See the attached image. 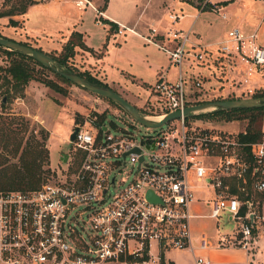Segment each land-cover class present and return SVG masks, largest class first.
I'll list each match as a JSON object with an SVG mask.
<instances>
[{"label":"built area","instance_id":"built-area-1","mask_svg":"<svg viewBox=\"0 0 264 264\" xmlns=\"http://www.w3.org/2000/svg\"><path fill=\"white\" fill-rule=\"evenodd\" d=\"M68 1L78 11L93 4V0ZM198 3L227 17L219 1ZM181 17L168 8L162 32L151 24L141 34L162 47L169 63L178 68L174 80L161 72L150 85L146 108L152 119L192 104L182 66L188 58L200 61L212 52L210 46L190 43L189 31L177 26ZM94 20L104 21L100 6L94 9ZM115 29L118 34L135 31L120 23ZM158 34L162 41L156 39ZM212 45L227 64L239 67L236 74L246 83L242 91L253 93L254 86L247 82L264 66V34L259 26L244 30L233 25ZM112 113L136 126L132 116L134 120L119 110ZM186 115L159 125L158 130L147 126L141 134L111 121L113 132L105 118L94 124L77 123L69 141L79 161L69 175L34 189L0 190V264H160L166 248H193L190 205L196 190L204 192L210 217L226 212L238 222L237 237L223 236L217 245L251 252L253 222L262 218L256 208L264 203V131L260 140L242 142L236 134L188 125ZM125 166H129L127 182L118 183L117 175ZM149 191L155 200L148 197ZM197 241L200 247L209 244L203 235ZM152 242L156 255L150 254Z\"/></svg>","mask_w":264,"mask_h":264},{"label":"rangeland","instance_id":"rangeland-1","mask_svg":"<svg viewBox=\"0 0 264 264\" xmlns=\"http://www.w3.org/2000/svg\"><path fill=\"white\" fill-rule=\"evenodd\" d=\"M188 1H192L200 7L198 3L200 0H181L184 4L188 3ZM213 1H219L223 6L231 1L236 2L237 0ZM94 3L99 6L98 0H94ZM20 4L19 0H0V33L2 36L11 37L15 40L23 41L32 46H36L31 40L23 39L24 31L21 29L20 24V19H22L23 13L20 12ZM166 5L167 4H164L160 7V12L165 13L168 10V7L165 8ZM100 7L103 8V10L106 9V6L103 4ZM109 9L120 19H115V21H120L121 23H132L131 20H134L138 14L141 13L139 21L143 26H146L149 21H151L152 15H154L156 0H138L136 7L129 11L123 10V6L120 5L117 0H113ZM179 9L180 8L178 7L175 11H178ZM8 11L19 12L21 17L18 18L15 14H7ZM79 13L80 14L77 13V19H75L78 22L75 26L76 28L83 27L94 34H97V32L102 29L100 24L95 22L91 8L83 9L79 11ZM9 16L18 22L17 25L9 22ZM73 16H75V13ZM215 16L216 17H214L212 22L214 26L212 25L213 29L211 34L212 32H221L225 22L224 20L226 19H222V17L216 12ZM61 18L63 19L62 22H64V20H68L65 17ZM52 20L53 17L51 16V12L42 10L39 4H36L28 10L27 26L32 31L36 29L35 31L42 32L45 31V28L50 29L53 25ZM187 21H189V17H185L180 23L183 24ZM115 23L118 24L119 22ZM161 23L165 24L164 19H162ZM261 29V33L264 34L263 25ZM189 45H192L193 48L197 49V47L193 44H187V46ZM206 46H210L209 48H211L212 52L204 54V58L200 61L188 58L182 66L186 79V91L189 103H198L222 98L252 97L253 94L264 91V66L257 68V71L254 73L255 75L253 74L251 80L247 82V85L254 86L255 91L253 93L242 91L245 89L246 83L241 80L242 77L240 75L236 74L239 71V67H232L230 63V65L227 64L225 58H222L220 54L215 52V48L213 49L211 45ZM61 49H50L44 51L50 55H57ZM15 57V54L7 53L5 49L0 47V142L3 144L5 140L4 132L6 131L4 128L17 130L16 139L20 138L22 140V144H25L26 141H43L44 147L48 150V162L43 161L42 163V184L59 182V180L66 177L65 173H68L69 175V173L76 167V164L79 161V154L78 152L75 153L73 151L72 144L69 141V134L77 123H84L85 121H89L91 124L99 123L102 122V120H100V116L104 115V124L113 132L116 131V128L113 126L111 121L115 122L119 127L129 126L135 131H138L140 134L146 130V125L134 120L130 114H128L115 102L110 101L102 95L91 92L74 82L63 81L62 79L55 77L49 69L43 68V66L31 60H27V62L28 65L33 68L32 71L40 76L53 78L61 86L62 92L54 90L37 79L29 80L24 88L19 91L10 89V83L8 82L10 76L5 71V68L11 63V58ZM76 58L79 59L78 57H74V54L69 57V64H72V66H75L80 70L87 69L84 68V64H81V62ZM207 64L209 65L207 66ZM59 67L66 69L62 65H59ZM174 67L170 71V75L172 74L171 77H173V80L176 77L173 73V71H175ZM206 67L209 68V70H206ZM87 70L92 74L94 73L90 69ZM196 81L200 82L199 86L195 84ZM6 88H9L8 95L4 93ZM135 89L137 90V86ZM137 95H139L138 100H136L138 102L128 100L135 104L142 114L151 115L146 108L147 97H143V92ZM2 98H5V101H3ZM215 108L216 107H212L189 113L186 118L187 124H197L198 128L221 130L230 134H237L239 130L244 128L247 118L225 120L220 117L206 116L202 114L203 112L211 111ZM113 110H119L123 116L128 115L129 118L134 120L132 123L135 122L136 126H131L129 124L130 119L126 121L124 117H118L113 114ZM41 127H43L46 131H41ZM152 129L158 130L159 126H155L154 128L152 127ZM262 129L264 131V115ZM44 132H47L46 138H43ZM10 148L11 143L8 145V149L1 150L0 148V152H3L4 155L8 157V159H6L7 161H5L2 165L18 161L19 153L12 155ZM61 152H67L69 155L71 154V159L66 163L62 162L59 158ZM66 167H68V170H66ZM128 173L129 166L123 167L117 175V182L120 183L124 180L126 183ZM86 230L87 228L84 227L82 233L85 234ZM150 250V254L156 255L158 253L156 243L152 242ZM104 264L123 263L108 262ZM130 264H134V262H130Z\"/></svg>","mask_w":264,"mask_h":264},{"label":"crops","instance_id":"crops-1","mask_svg":"<svg viewBox=\"0 0 264 264\" xmlns=\"http://www.w3.org/2000/svg\"><path fill=\"white\" fill-rule=\"evenodd\" d=\"M137 1L117 0L123 6V10L126 11L133 10ZM112 2L113 0H98L99 6L102 4L106 6V9L103 10L106 21L97 23L102 29L94 34L83 27H75L78 23L75 20L77 19L76 15L81 12L79 13L78 10L72 8L68 0H35V3L27 6L22 19H20L21 29L24 31L23 39L31 40L42 50H60L72 30L80 31L90 50L75 46L74 57H78L80 60L76 59L84 64V68L92 70L93 75L107 82L108 86L121 93L125 98L138 102L136 101L139 96L137 94L143 92V97L146 98L149 94L150 85L161 72L165 74L167 79L173 80L170 71L175 65L169 63L167 52L156 43L145 41L141 35L147 32L151 24L158 26L160 32L163 31L165 24L161 22L164 12H160V7L164 4H167L165 8L171 7L174 10L180 8L177 12L182 14V17L178 20L177 26L188 30L191 42L195 44L213 46L212 44L222 38L233 25H239L244 30H251L256 26L262 30V25L264 26V0H237L223 5L227 17L224 20L222 31L212 32V34L215 12L206 7H199L192 1L184 4L181 0H156V9L151 21L147 24L148 27L140 23L141 13L134 20H131L132 23L115 21V19H120L109 9ZM36 4H39L42 10L51 12L53 25L50 29L45 28V31L42 32L35 31L36 29L32 31L27 26L28 10ZM99 6L93 0V4L86 8H91L94 15L95 7ZM74 13L75 16H73ZM15 15L18 18L21 17L19 13ZM61 17L68 20L62 22ZM185 17H189V21L180 23ZM111 22L133 26L135 31L127 30L126 34H118L115 27L111 26ZM162 38L163 36L160 34L156 36L158 41H162ZM174 68L175 76L178 68L177 66ZM206 70L209 68L206 67ZM136 86L137 90L135 89ZM204 195V192L196 190L195 199L190 205V211L194 215L190 221L193 248H166L162 253L164 263L197 264V259L203 258L208 260L207 263L203 264H264V203L256 208V212L262 218L253 222V243L251 252H247L246 249L239 246L217 245L223 236L230 239L237 237L238 222L226 212H222L217 218L210 217V208L204 201ZM200 235L206 236L208 239L207 247L199 246L197 238Z\"/></svg>","mask_w":264,"mask_h":264},{"label":"trees","instance_id":"trees-1","mask_svg":"<svg viewBox=\"0 0 264 264\" xmlns=\"http://www.w3.org/2000/svg\"><path fill=\"white\" fill-rule=\"evenodd\" d=\"M106 1V0H105ZM21 3L20 12H24L28 5L35 2V0H19ZM209 8V6H204V8ZM210 9V8H209ZM16 14L19 12L8 11L7 14ZM106 21V19H104ZM9 22L14 25H17L18 22L13 20L9 16ZM112 27H117L115 22H111ZM0 35H2L0 33ZM11 38V37H10ZM23 42V41H20ZM28 44L26 42H23ZM30 45V44H29ZM75 46H80L85 49H89L83 40L82 33L78 30H72L68 39L62 44V49L57 55H51L54 60L64 66L68 70H75L80 75L85 77L87 80L101 84L104 86H108L107 82L102 81L95 75H93L87 69L80 70L72 64H69L68 59L75 53ZM1 48L5 49L7 53L15 54V58H11V63L6 66L5 71L10 76L9 83L10 89L14 91H19L24 88V86L31 79H37L44 83L45 85L53 88L56 91L62 92L61 86L53 79L46 78L35 74L32 70L33 68L28 65L27 60H31L41 66L43 68L49 69L53 75L59 79H62L66 82H71L69 79L65 78L58 72H55L50 67L41 63L40 61L33 58L31 55L21 52L16 49H9L2 45ZM36 47V46H35ZM38 49L42 50L40 47ZM9 88L5 89V94L8 95ZM254 97H264V91L257 92L253 94ZM107 98V97H106ZM110 101L115 102L118 106H120L113 99L108 98ZM3 100V98H2ZM4 105V103L2 102ZM5 106V105H4ZM121 107V106H120ZM122 108V107H121ZM202 114L206 116H214L220 117L225 120L230 119H240L247 118V122L242 130L237 132V138L242 142H253L261 139L263 134L262 122L264 115V106L262 107H234V108H222L217 107L211 111L203 112ZM188 115L185 116L187 118ZM105 116L101 115L100 120H104ZM98 120V121H100ZM6 132H4V143L0 142L1 150L8 149V145L11 143L10 151L12 155H16L19 153L18 161L12 162L10 164L2 165L7 161L8 157L4 155L3 152H0V190H10V189H18V190H26V189H34L41 186L43 182V175L41 174V167L43 161L48 162V150L44 147L43 141H26L25 144H22V140L16 139L17 130L12 128H4ZM41 131H46L43 127H41ZM47 132H44L43 138H46ZM0 150V151H1ZM49 170V169H48ZM254 232V228L252 229ZM160 264H165L163 257L160 261Z\"/></svg>","mask_w":264,"mask_h":264},{"label":"water","instance_id":"water-1","mask_svg":"<svg viewBox=\"0 0 264 264\" xmlns=\"http://www.w3.org/2000/svg\"><path fill=\"white\" fill-rule=\"evenodd\" d=\"M0 45L9 48L16 49L21 52L27 53L31 55L36 60L50 67L55 72H58L65 78L69 79L71 82H74L83 88L102 95L104 97L113 99L116 101L128 114H130L135 120L141 122L142 124L150 127H155L162 125L174 118L179 117L181 114L186 115L194 111L204 110L212 107H222V108H234V107H262L264 106V97H243V98H222L215 99L210 101H202L198 103H192L186 105L182 110L176 109L172 112L167 113L160 119H152L145 114H142L139 108L130 102L127 98H125L121 93L114 90L110 86H104L101 84L93 83L87 80L85 77L80 75L75 71H68L66 69H62L59 67L54 58L45 52L44 50H40L35 46L25 44L20 42L19 40H15L13 38L0 35ZM57 63V64H56ZM5 101V98H3ZM78 129V126H74L72 131L69 134V140H73L75 137V133ZM69 154L67 152L60 153V160L66 162L68 160ZM148 197L152 200L155 198L152 196V193L148 192Z\"/></svg>","mask_w":264,"mask_h":264},{"label":"bare ground","instance_id":"bare-ground-1","mask_svg":"<svg viewBox=\"0 0 264 264\" xmlns=\"http://www.w3.org/2000/svg\"><path fill=\"white\" fill-rule=\"evenodd\" d=\"M153 118H156V117H153Z\"/></svg>","mask_w":264,"mask_h":264}]
</instances>
